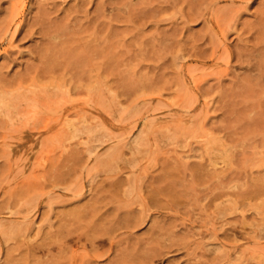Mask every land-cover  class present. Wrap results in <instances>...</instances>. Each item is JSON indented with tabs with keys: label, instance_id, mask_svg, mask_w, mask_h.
Returning a JSON list of instances; mask_svg holds the SVG:
<instances>
[{
	"label": "rangeland",
	"instance_id": "rangeland-1",
	"mask_svg": "<svg viewBox=\"0 0 264 264\" xmlns=\"http://www.w3.org/2000/svg\"><path fill=\"white\" fill-rule=\"evenodd\" d=\"M0 29V264H264V0H0Z\"/></svg>",
	"mask_w": 264,
	"mask_h": 264
},
{
	"label": "bare ground",
	"instance_id": "bare-ground-1",
	"mask_svg": "<svg viewBox=\"0 0 264 264\" xmlns=\"http://www.w3.org/2000/svg\"><path fill=\"white\" fill-rule=\"evenodd\" d=\"M42 24V23H41ZM1 30V29H0ZM2 30H3V28H2ZM1 30V31H2ZM48 30V29H47ZM50 31V30H49ZM50 33H52V32H50ZM48 35V34H47ZM48 42V41H47ZM50 43V42H49ZM50 45V44H49ZM42 46V45H41ZM43 47V46H42ZM50 47H52V45H50ZM54 47H55V45H54ZM39 50V49H38ZM41 75V74H40ZM2 82V81H1ZM37 84V83H36ZM1 85H3V83H1ZM22 86V85H21ZM25 86H27V84H25ZM29 86V85H28ZM18 87V86H17ZM16 87V89H20L21 87H20V85H19V87L17 88ZM33 87H34V84H33ZM0 88L2 89V87L0 86ZM8 88H9V86H8ZM22 88H23V86H22ZM26 88V90L28 89V88H32L31 86L30 87H25ZM24 88V89H25ZM101 88H103V87H101ZM12 89V88H11ZM15 89V91H13V92H17V90ZM3 90H5L4 89V87H3ZM3 90H0V113H2L3 115L5 114L6 116H8L7 115V112H8V106H9V98H10V96H11V98L10 99H13V101H11V102H15L14 101V97L12 98V93H8L9 91L7 90V92L6 91H3ZM13 90V89H12ZM30 90V89H29ZM35 90V89H34ZM42 90V89H41ZM36 91V90H35ZM43 91V90H42ZM41 91V92H42ZM23 92V91H22ZM31 92V91H30ZM27 93H28V91H27ZM32 93H34V91L32 92ZM31 93V94H32ZM104 93V92H103ZM10 95V96H8V95ZM41 94H43L44 95V92L43 93H41ZM105 94H106V92H105ZM14 95V94H13ZM18 95H21V97H23L22 95H23V93L22 94H19L18 92H17V96ZM34 95V94H33ZM42 95V96H43ZM101 95V94H100ZM28 96V95H27ZM27 96H25L26 98H27ZM40 96V95H39ZM41 96V97H42ZM19 97V96H18ZM35 97H37L36 95H35ZM34 98V97H33ZM102 98V97H101ZM17 99V98H16ZM20 99V98H19ZM22 99H24L23 101H25V98L23 97ZM29 99V96H28V98H27V100ZM32 100H34V101H36L35 100V98L34 99H32ZM39 100V99H38ZM102 100H104V98L102 99ZM28 101H30V100H28ZM27 101V102H28ZM33 101V102H34ZM32 102V101H31ZM32 102V103H33ZM22 103H24V102H22ZM114 104V103H113ZM191 104V103H190ZM34 105V104H33ZM44 105H46V104H44ZM35 106V105H34ZM113 107V106H112ZM115 107V106H114ZM116 108V107H115ZM11 109V108H10ZM13 110V109H12ZM9 114H10V112H9ZM18 114V113H17ZM14 116V115H13ZM17 116V115H16ZM16 116H14V117H16ZM37 120V119H36ZM21 124V123H20ZM23 125V124H22ZM90 128V127H89ZM28 129V128H27ZM93 130V129H92ZM74 131H78L76 128H75V130ZM88 132V131H87ZM75 135V134H74ZM222 151H224L223 149H222ZM223 159H226V157L224 158L223 157ZM29 211V208H27V209H25V213H27Z\"/></svg>",
	"mask_w": 264,
	"mask_h": 264
}]
</instances>
